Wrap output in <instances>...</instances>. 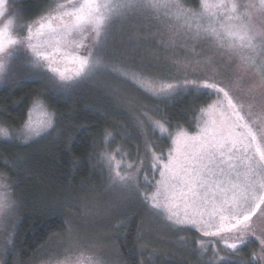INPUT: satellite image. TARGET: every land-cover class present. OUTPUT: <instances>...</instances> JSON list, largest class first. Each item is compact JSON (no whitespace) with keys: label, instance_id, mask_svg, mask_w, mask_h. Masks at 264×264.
<instances>
[{"label":"snow or ice","instance_id":"6c2138e0","mask_svg":"<svg viewBox=\"0 0 264 264\" xmlns=\"http://www.w3.org/2000/svg\"><path fill=\"white\" fill-rule=\"evenodd\" d=\"M8 3L0 0V83L14 79L23 55L31 70L50 74L53 85L65 92L111 67L154 96L170 95L177 84L109 65L105 55L114 38V23L150 14L158 18L164 9L166 17L182 22L180 27L191 34L190 39L213 41L241 63L256 67L264 86V30L252 23L253 12L264 13V0H250L247 5L237 0H200L199 11L186 7L183 0H53L38 17L23 24L9 13ZM225 36L229 38L226 44ZM184 86L208 90L218 99L200 110L195 134L179 126L170 132L167 121L153 120L144 113L151 131L171 140L166 156L149 146L151 168L159 172L160 179L155 191L144 199L167 221L192 226L203 237L214 238L207 246L203 240L199 242L205 253L212 247L215 259L210 264H231V255L221 256L216 245L222 244L234 254L249 237H255L264 252V235L258 236L253 227V217L264 215V139L258 140L254 121L242 115L244 106L235 103L226 86L213 76L185 80ZM54 119L55 114L37 99L22 128L10 132L0 125V138L15 136L28 143L52 129ZM102 158L110 166L115 160L114 156ZM120 167L115 164L112 183L136 190L140 166L127 164L132 171L123 175ZM6 206L0 197V209Z\"/></svg>","mask_w":264,"mask_h":264},{"label":"trees","instance_id":"16d2710c","mask_svg":"<svg viewBox=\"0 0 264 264\" xmlns=\"http://www.w3.org/2000/svg\"><path fill=\"white\" fill-rule=\"evenodd\" d=\"M184 1L196 5L199 0ZM51 3L53 0H21L22 6H30L32 14ZM257 14L256 18L252 15V23L259 28L264 13ZM45 76L0 83L1 122L19 128L28 106L40 96L54 110L56 120L50 132L28 143L0 138V184L6 185L0 188V197L13 192L16 199L14 211L6 206L3 209L6 216L0 215V264H48L44 257L50 246L63 242L67 226L75 222L70 216L74 211H64L62 203L67 200L75 203L82 200L99 207L110 204L109 218L103 216L99 223L102 226L96 225L103 240L89 241L86 236L75 239L69 264H76L75 254L80 264H210L215 259L213 249L208 246L205 253L199 242L203 240L207 246L214 238L203 237L192 226L167 221L144 199L139 187L133 191L119 189L107 175L100 154L110 141L118 143L112 145L121 144L125 151H134L132 155L138 154L142 148L138 139L130 137L134 132L130 133L133 130L128 124L134 118L146 122L149 135L151 126L144 113L167 121L169 126L183 123L194 128L202 105L213 94L188 86L179 87L170 95L154 96L136 87L129 95L137 100L138 106L130 104L129 95L120 96L124 103L120 104L121 108H114L115 111L106 105V99L103 101L100 89L90 90L81 83L65 92ZM226 90L235 103L244 106L242 115L254 121L258 140L264 139V117L253 116L238 92L228 85ZM134 92L139 93L137 98ZM152 134L150 147L156 150L154 141L159 133ZM120 190L123 193L115 196L114 191ZM97 197L98 201L92 202ZM101 199L105 204L101 205ZM76 211L81 218L80 210L76 208ZM253 227L258 236L264 235V215L258 213L253 217ZM216 247L221 249V256L231 255V264H264V259H260L264 252L255 237H249L234 254L222 244Z\"/></svg>","mask_w":264,"mask_h":264},{"label":"rangeland","instance_id":"374dc122","mask_svg":"<svg viewBox=\"0 0 264 264\" xmlns=\"http://www.w3.org/2000/svg\"><path fill=\"white\" fill-rule=\"evenodd\" d=\"M249 2L250 0H237V3L242 5H247ZM255 2L258 3L259 0H255ZM184 4L193 10L199 11L200 0L196 5H190L187 1L184 2ZM8 9L9 13L17 17L20 24H23L38 17L46 9V6H44V8H39L36 10V13L32 14L33 12L30 6H22L21 0H9ZM164 11V9L160 10L158 18H154V14H150L135 17L131 22L118 21L114 23L111 29L114 38L105 50L107 63L109 65L115 64L121 66L129 71L149 75L154 77L157 81L177 84V88H186V86H184L185 80H201L206 79L208 76H213L215 80H219L217 82L221 85H228L231 90L238 92L242 101L246 103L247 108H250L248 111H251L253 116L256 117L257 115L259 117L261 115L260 117L263 119L264 86L261 85V78L256 67H249L241 63L237 57L229 55L224 48L217 47L213 41H194L190 39L189 37L191 34L187 33L184 28L180 27L182 22L175 21L174 17L169 19L164 15ZM253 17H259V14L253 12ZM0 23H2V18H0ZM258 29L264 30V20ZM226 38L228 39V37H224L225 44L228 41ZM61 67H63V65H61ZM45 75H47L48 78L50 76V74L31 70L28 67L27 60L23 57V55H21V59L18 61V70L14 79L12 81H5V83L18 82L21 78H28L27 80H31V78L37 79V77L39 78L40 76L46 77ZM84 84L90 90L100 89L104 96L103 101L106 99V105L113 109L121 108L120 104L123 99L120 98V96L127 97L130 90L140 87L131 79H128L117 72H113L111 67L102 69L93 79L84 82ZM138 94V92H134L135 98L139 96ZM37 99L44 103L48 112L55 114L54 110L50 109L45 99L41 96L40 98L36 97L28 106L24 123L28 119L29 110L32 108L33 102ZM127 99L130 104L138 106L135 105L137 100L131 95H129ZM217 99L218 96L213 95L206 104L202 105V108H205ZM126 102L127 100L125 103ZM120 111L123 112V110ZM148 116L152 117L153 120H160L163 122L160 118L158 119L149 114ZM199 118L200 115L198 117V122ZM129 121L130 123L128 125L133 130L130 133L134 132L130 135V137L134 140L138 139V143L140 144L142 150H140L138 154L132 155L134 151H132V153L130 150L129 152L125 151L121 144V146L112 145L118 143L110 141L107 145L102 147L100 155L102 157H115L111 166L107 160L103 159L106 163L105 165L108 176L114 174L116 163L121 165L119 170L122 175L125 174V172L132 171L127 169V164L132 163L140 166L138 187L144 196H150L155 191L156 181L160 179L159 172L151 168V152H146V149H149V146L152 144L151 136L153 134L152 132L149 135L147 134V132H149V128L145 125L146 122L143 121L142 124V121H139L136 118ZM55 122L56 120L54 119V125ZM24 123L19 128H14V126L0 121V125L8 127L10 132L13 129H21ZM178 126L185 129L190 134H195L198 131L197 122L194 128H190L189 125L183 123ZM178 126H169L166 124L168 130L173 133L177 130ZM52 129H49L39 137H42V135L50 132ZM157 132L159 133V131ZM39 137H36L35 139H38ZM146 138L149 142L148 144H146ZM11 139L22 142V139L15 136ZM154 146L157 147L156 150L155 148H151V151L157 152L158 154L162 153L166 156L169 148L171 147V140L167 135H161L159 133V136L154 141ZM117 149H119V152H117ZM127 149H131V147L128 146ZM17 155L20 157L22 156L20 153H17ZM140 161H143L142 166L140 165ZM140 181L142 182L141 187ZM117 187L118 186L115 188ZM120 188L124 189L122 187H119V189ZM121 193H123L122 190L114 191L115 196L120 195ZM13 197V192L12 195L2 196L3 202L8 205L12 211H14V205L16 203V199L14 197L13 201ZM98 199L99 197L92 200V202H97ZM147 201L151 204L150 200ZM103 204H105V201L101 199V205ZM62 205L65 206L64 211H74L75 214L70 216L75 220V222L67 226L68 230L63 236V242H58L50 246L44 257L48 259V264H69L72 259L71 257H73V247L76 244L75 239L80 240L86 236V238L90 241L103 237L102 231H99L96 228V225H101L99 223L103 216L104 219L109 218L108 210L110 208V204H105L103 207H99L93 203H85L82 200H77L76 203L75 201L72 202L67 200V202L62 203ZM76 208L80 210L79 215L81 218L77 215ZM3 209L4 208H2L0 215L6 216ZM102 240L103 238L98 239L97 241L101 242ZM74 258L75 263L80 264L76 258V254L74 255Z\"/></svg>","mask_w":264,"mask_h":264},{"label":"flooded vegetation","instance_id":"af4514ba","mask_svg":"<svg viewBox=\"0 0 264 264\" xmlns=\"http://www.w3.org/2000/svg\"><path fill=\"white\" fill-rule=\"evenodd\" d=\"M183 2H185L184 0H183ZM187 7V6H186ZM189 8V7H188Z\"/></svg>","mask_w":264,"mask_h":264}]
</instances>
